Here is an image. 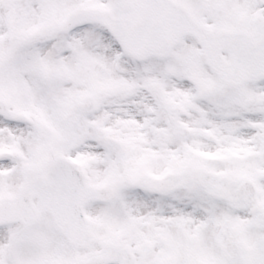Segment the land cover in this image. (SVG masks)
Listing matches in <instances>:
<instances>
[{
  "label": "snow or ice",
  "instance_id": "snow-or-ice-1",
  "mask_svg": "<svg viewBox=\"0 0 264 264\" xmlns=\"http://www.w3.org/2000/svg\"><path fill=\"white\" fill-rule=\"evenodd\" d=\"M0 264H264V0H0Z\"/></svg>",
  "mask_w": 264,
  "mask_h": 264
}]
</instances>
